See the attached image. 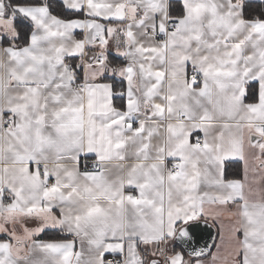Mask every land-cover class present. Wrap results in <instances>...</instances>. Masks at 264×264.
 Masks as SVG:
<instances>
[{
  "label": "snow or ice",
  "instance_id": "6c2138e0",
  "mask_svg": "<svg viewBox=\"0 0 264 264\" xmlns=\"http://www.w3.org/2000/svg\"><path fill=\"white\" fill-rule=\"evenodd\" d=\"M247 8L0 0V264H264Z\"/></svg>",
  "mask_w": 264,
  "mask_h": 264
},
{
  "label": "crops",
  "instance_id": "0c3cea01",
  "mask_svg": "<svg viewBox=\"0 0 264 264\" xmlns=\"http://www.w3.org/2000/svg\"><path fill=\"white\" fill-rule=\"evenodd\" d=\"M57 1L59 2V0H57ZM246 3L251 4V5L253 4V5H255L256 8H258V7L261 9L264 8V0H246ZM257 5H259V6L257 7ZM251 14L252 15H254V14L258 15V10H257V12H252ZM211 229L213 230V232L211 233V241H210L209 245L212 244L213 240H217V238H218V230L216 228H211ZM58 235L61 238H59ZM64 236H65V234L60 233L57 230H49L48 233L46 235H43L42 238H44V239H62V238H64ZM217 242H218V240H217Z\"/></svg>",
  "mask_w": 264,
  "mask_h": 264
},
{
  "label": "trees",
  "instance_id": "16d2710c",
  "mask_svg": "<svg viewBox=\"0 0 264 264\" xmlns=\"http://www.w3.org/2000/svg\"><path fill=\"white\" fill-rule=\"evenodd\" d=\"M52 3H53V7H56V5H57V3H58V1L57 0H52ZM259 5H257V7H258ZM257 10H258V14H260V13H264V8L263 9H261V8H256L255 7V5H251V4H248V8H247V11H248V13L250 14V15H252L251 13L252 12H257ZM255 15V14H254ZM62 236V235H61ZM58 237L59 238H61L59 235H58Z\"/></svg>",
  "mask_w": 264,
  "mask_h": 264
},
{
  "label": "water",
  "instance_id": "95a60500",
  "mask_svg": "<svg viewBox=\"0 0 264 264\" xmlns=\"http://www.w3.org/2000/svg\"><path fill=\"white\" fill-rule=\"evenodd\" d=\"M213 232V230L211 228H209L207 231H205L203 233L204 239L201 241V244L203 245L204 243H210L211 241V233Z\"/></svg>",
  "mask_w": 264,
  "mask_h": 264
}]
</instances>
